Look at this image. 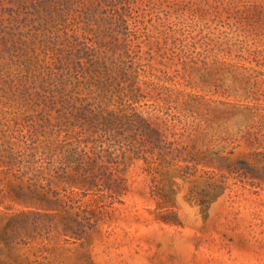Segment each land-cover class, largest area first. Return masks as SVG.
<instances>
[{"label": "rangeland", "instance_id": "374dc122", "mask_svg": "<svg viewBox=\"0 0 264 264\" xmlns=\"http://www.w3.org/2000/svg\"><path fill=\"white\" fill-rule=\"evenodd\" d=\"M0 180V264H264V0H0Z\"/></svg>", "mask_w": 264, "mask_h": 264}, {"label": "trees", "instance_id": "16d2710c", "mask_svg": "<svg viewBox=\"0 0 264 264\" xmlns=\"http://www.w3.org/2000/svg\"><path fill=\"white\" fill-rule=\"evenodd\" d=\"M27 148H30L31 150H36V147H34V141L32 143H26ZM5 151L8 153V156L10 160H18V153L15 150V144L9 143V145L5 148ZM32 157H35V154L31 155ZM4 187L2 180H0V206L5 205L6 197L2 195L4 192ZM21 195H18V198L21 199ZM23 196V195H22ZM39 198H38V197ZM35 196V200H40L41 202L50 204V201L46 199L45 197L40 195ZM31 233L27 232V230L24 228V221L23 219H10L8 223L0 227V254L4 253L6 251L9 256H19L16 254V250L18 246L21 243H24L26 237H31Z\"/></svg>", "mask_w": 264, "mask_h": 264}]
</instances>
